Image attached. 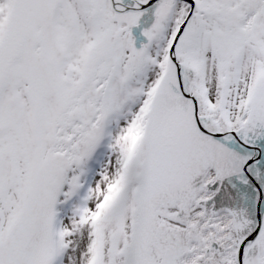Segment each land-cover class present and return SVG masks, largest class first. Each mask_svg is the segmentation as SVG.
Listing matches in <instances>:
<instances>
[{
  "label": "snow or ice",
  "instance_id": "6c2138e0",
  "mask_svg": "<svg viewBox=\"0 0 264 264\" xmlns=\"http://www.w3.org/2000/svg\"><path fill=\"white\" fill-rule=\"evenodd\" d=\"M0 264H264V0H0Z\"/></svg>",
  "mask_w": 264,
  "mask_h": 264
}]
</instances>
